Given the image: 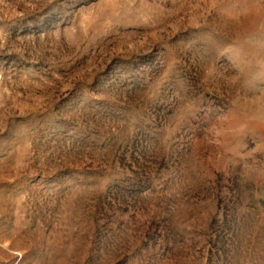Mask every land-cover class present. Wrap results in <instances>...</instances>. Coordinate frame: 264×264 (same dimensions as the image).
<instances>
[{
    "label": "rangeland",
    "instance_id": "rangeland-1",
    "mask_svg": "<svg viewBox=\"0 0 264 264\" xmlns=\"http://www.w3.org/2000/svg\"><path fill=\"white\" fill-rule=\"evenodd\" d=\"M0 264H264V0H0Z\"/></svg>",
    "mask_w": 264,
    "mask_h": 264
}]
</instances>
